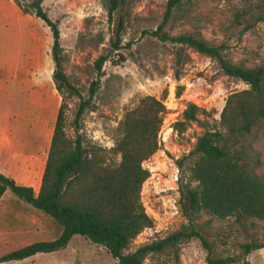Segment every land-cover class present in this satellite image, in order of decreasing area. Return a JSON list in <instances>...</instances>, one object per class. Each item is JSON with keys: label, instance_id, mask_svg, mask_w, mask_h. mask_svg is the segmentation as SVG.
I'll return each mask as SVG.
<instances>
[{"label": "rangeland", "instance_id": "obj_1", "mask_svg": "<svg viewBox=\"0 0 264 264\" xmlns=\"http://www.w3.org/2000/svg\"><path fill=\"white\" fill-rule=\"evenodd\" d=\"M41 1L61 33L64 72L85 99L92 82L99 78L97 60L108 58L92 110L84 115L79 133L74 120L80 100L65 94L66 132L72 140L79 134L86 150H103L100 153L106 163L117 164L120 157L109 152L121 137L120 126L126 114L147 96L162 101L166 108L159 150L143 164L150 177L143 186L141 200L153 227L125 251L133 253L188 224L181 210L180 188L191 182V169L198 160L193 151L204 129L193 123L183 135L174 131L187 105L206 111L207 116L201 118L218 125L228 96L248 86L226 76L216 60L150 35L162 24L169 0H118L112 16V0ZM120 22L123 27L118 36ZM165 32L171 37L191 35L214 46L223 45V56L234 64L251 69L264 65V0H187L174 9ZM117 43L119 50L115 49ZM52 46V32L42 20L24 13L13 0H0V134L5 133L12 141L17 156L26 158L22 164H35L38 156L34 152L40 144L48 154L63 102L53 80ZM178 54L183 59L179 81ZM180 88L182 95L178 96ZM243 143L251 150L252 170L264 177V120ZM33 188L37 194L38 187ZM195 224L212 245L214 258L264 264V249L248 255L244 249L248 244H264V221L240 214L224 220L203 214ZM62 232L53 218L9 190L0 202V258L34 243L54 241ZM207 255L200 240L192 239L177 250L148 256L144 264H208ZM2 264L118 261L106 248L75 236L63 250Z\"/></svg>", "mask_w": 264, "mask_h": 264}, {"label": "trees", "instance_id": "obj_2", "mask_svg": "<svg viewBox=\"0 0 264 264\" xmlns=\"http://www.w3.org/2000/svg\"><path fill=\"white\" fill-rule=\"evenodd\" d=\"M13 1L24 13L42 20L52 32L53 80L56 90L63 96V102L57 115L39 193L36 194L31 187L18 185L15 180L0 173V200L8 190L11 191L23 202L53 218L63 232L54 241L34 243L1 257L0 264L55 253L65 249L75 236L106 248L118 264H144L148 256L177 250L181 244L192 239L200 240L208 252V264H250L232 257L214 258L212 245L195 221L203 214L220 220L240 214L264 221V177L257 176L252 170L251 150L243 143L246 136L264 120V65L246 68L227 60L222 54L226 49L223 45L214 46L191 35L171 37L165 32V27L174 9L187 0H169L162 24L150 35L164 43L187 47L216 60L226 76L244 82L248 89L228 96L218 125L201 118L207 116L206 111L194 104L187 105L182 118L174 124V131L183 135L193 123L204 129L193 151L198 160L191 169V182L180 188L181 210L188 224L163 239L126 254L133 241L153 227V220L141 200L143 186L150 177L143 164L159 150V134L166 108L162 101L147 96L126 114L120 126L121 137L109 152L120 157L119 163L108 165L100 153L103 150H86L79 134L72 140L66 132L68 105L65 94L80 100L74 120L75 130L79 133L84 115L92 110L108 58L101 56L97 60L99 78L92 82L89 97L85 99L64 72L66 58L61 46V33L58 24L43 9L42 1L32 0L30 4L28 0ZM117 6L118 0H112L110 16ZM122 27L120 22L118 36ZM115 49H120L119 43ZM182 61V55L178 54V81ZM182 90L179 89L178 96L182 95ZM244 249L248 255L254 250L264 249V244H248Z\"/></svg>", "mask_w": 264, "mask_h": 264}, {"label": "crops", "instance_id": "obj_3", "mask_svg": "<svg viewBox=\"0 0 264 264\" xmlns=\"http://www.w3.org/2000/svg\"><path fill=\"white\" fill-rule=\"evenodd\" d=\"M38 140L40 141L39 138ZM44 151V146H41L40 144L38 150L34 152V154L38 156V158L36 157L35 164L31 163V165L24 162L23 165L20 162L26 158L16 155L14 144L9 140L5 133H2L0 134V173L15 180L20 186L33 188V186L36 185L39 189V193L48 158V154ZM6 162L8 163L7 165L5 164Z\"/></svg>", "mask_w": 264, "mask_h": 264}]
</instances>
